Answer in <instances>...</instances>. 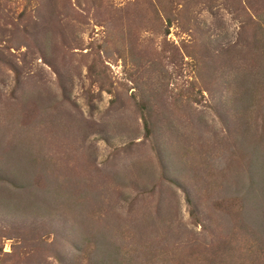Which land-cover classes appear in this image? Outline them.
I'll return each mask as SVG.
<instances>
[{"label":"rangeland","instance_id":"rangeland-1","mask_svg":"<svg viewBox=\"0 0 264 264\" xmlns=\"http://www.w3.org/2000/svg\"><path fill=\"white\" fill-rule=\"evenodd\" d=\"M0 264H264V0H0Z\"/></svg>","mask_w":264,"mask_h":264}]
</instances>
